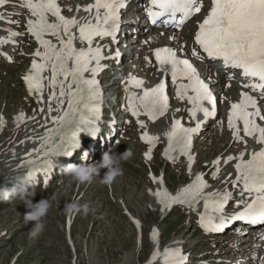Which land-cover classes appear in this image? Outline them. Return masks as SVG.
<instances>
[{
  "label": "snow or ice",
  "instance_id": "6c2138e0",
  "mask_svg": "<svg viewBox=\"0 0 264 264\" xmlns=\"http://www.w3.org/2000/svg\"><path fill=\"white\" fill-rule=\"evenodd\" d=\"M7 3L8 0H0V6ZM22 6L30 12L27 32L39 45L33 53L31 70L23 79L29 92L39 93L38 102L43 101L45 87H50L47 111L62 113L52 118L57 127L48 129V135L42 137L41 149H44L43 155L46 157L71 156L73 150L80 146L79 135L82 131L90 135L99 131L90 125L100 114L98 102L102 97V88L98 76L104 70L102 61L116 60L121 56L118 46L113 49L111 45H102L99 41L110 38L112 44L119 45L121 12L126 9L127 2L94 0V3L75 8L76 12L88 13L80 18L66 17L59 0H24ZM204 7V0H148L145 11L152 25L182 29ZM72 10L68 8V11ZM3 19L4 13L0 12V20ZM7 31L9 36L0 37V45L15 43L13 38L22 35L11 29ZM171 39L175 40L176 37ZM193 39L196 47L192 48L191 56L199 61L207 58L221 62L229 82L225 87L232 86L230 82L236 79L237 72L242 77L239 86L247 91H241L240 100L231 103L227 125L235 142L247 145L246 138H253L259 150H245L238 155L217 157L213 161L215 170L211 177L214 180L221 179L222 160L224 164L235 161V176L229 173L221 180L225 185L223 189L209 191L212 185L205 179L204 173H198L191 183L175 195L166 187L152 191L151 195L158 199L165 210L173 205L196 210L201 228L208 233L223 232L236 222L250 226L264 225V124L258 123L264 122V110L260 106V100H264V0H208V10L198 23ZM144 43L149 41L145 40ZM184 48L185 45H181L180 51ZM3 54L9 62L12 61L10 55ZM153 55L158 71L165 78L148 88L143 79L130 76L127 81L129 88L126 89L128 111L136 118L141 129L148 127L141 116L152 122L165 116L170 107L167 93V77L170 74L176 98L191 106L187 112L190 121L195 123L194 126H185L182 120L173 119L171 129L165 133L167 147L163 155L172 161L175 160L172 153L176 151L187 157L191 175L192 165L196 161L191 154L193 137L208 119L215 117L217 96L197 67L190 59L178 55L176 48L158 47ZM144 59L152 65L150 57L145 56ZM131 88L140 92L131 91ZM51 101L56 102L55 109ZM199 114H202L203 120L198 118ZM23 119L24 114H21L17 122ZM140 139L150 146L145 157L151 160L160 136L144 131ZM41 149H36V152L39 153ZM47 165L51 167V159L47 160ZM43 171L47 173L48 169ZM27 175L34 177L35 172H28ZM151 178L155 183H164L162 176L158 179L153 175ZM45 184H48L47 180ZM229 184L236 190L239 199H234L233 191L227 187ZM230 202L235 210L226 214ZM135 223L141 227L140 221L136 220ZM260 235L264 239V232ZM158 237V229H153L151 239L156 243V250L152 253L151 264H185L187 257L178 250L165 248L161 251ZM253 256L259 264H264V258L257 257L255 253Z\"/></svg>",
  "mask_w": 264,
  "mask_h": 264
},
{
  "label": "rangeland",
  "instance_id": "374dc122",
  "mask_svg": "<svg viewBox=\"0 0 264 264\" xmlns=\"http://www.w3.org/2000/svg\"><path fill=\"white\" fill-rule=\"evenodd\" d=\"M16 1V4L6 5L5 8L10 14L16 16L17 21H19L18 24L16 23L17 27L21 29L23 33L22 31L18 30L16 32L21 33L23 35L22 40L26 41L24 38H28V34L25 30L26 21L24 20V15L29 13V10L22 6L24 3L23 0ZM61 1L63 5H66L63 6L64 12L68 11V8L71 7L73 10L70 11L69 14L74 16L78 15L79 17L85 14L82 12L77 14L75 11L77 2L83 3V0ZM15 6H20L22 8L17 7L16 9ZM135 11L137 12V10ZM186 28L183 30V34L186 32L183 38L187 37L185 40L188 42L191 39V28L193 30V27L188 25ZM153 29L155 28H151L149 31ZM156 38L161 39L162 37L158 35ZM165 38L167 41V38L169 37ZM14 40L17 44L20 39L15 37ZM34 43L35 42L33 41H29L25 53L29 55L32 54L34 47H36ZM183 43L186 42L183 41ZM19 45H22L21 41L19 42ZM138 52L139 51L137 47V51L134 53L129 52L130 56L128 57L127 55L122 59L128 57L127 61L131 68L135 64L142 66V61L138 58ZM132 54L136 55L132 56ZM25 55L26 54H17V61L13 64H9L10 62L6 59V57H3V59L0 58V121L7 120L4 118V115L10 116L13 113L16 114L20 111H23L22 103H28V97L25 93L29 95L31 103L36 104L31 92H29L27 89H24L20 84L21 75L24 71L23 68H26L30 59H28V55H26L27 57ZM9 67L13 68L8 69ZM136 69H138L137 72L140 73V69L142 70V67H137ZM30 70V67L26 68L25 74H27ZM106 70L111 69L108 67ZM114 70L118 69L115 68ZM125 70L130 69H123L121 71L122 75L124 74ZM121 72L118 74L121 75ZM142 72L144 73V76L151 77L150 79L148 77L145 81L147 83H152V79L155 78V75H153L151 71ZM103 77L108 79L111 76H108L104 72ZM124 83L125 80L122 81V87H124ZM235 88L236 87H234L233 91H236ZM49 91L51 92V88H49ZM34 95L39 98L37 93ZM228 96L230 97V95ZM45 100L47 101L46 97ZM223 103L224 101L221 100L220 104L222 106H224ZM178 104L180 105L179 109H181L182 105L185 106V102L182 101H179ZM54 106L57 107L55 101ZM47 109L48 103L46 105V111ZM176 109V101L173 100L172 106L169 108L170 114L167 115L168 118L171 117L173 111ZM31 110L35 111V107H31ZM184 110L182 113L180 111L176 112L181 114L184 119L188 120L189 114L186 110L185 115ZM216 112L217 116H220V118H218L217 122L209 125L208 130L204 132L199 139H197V148L191 152V154L196 157V161L192 165V172L195 169L194 167L198 168V166H200L199 170H204L203 172L206 171L208 178L211 176L212 170L214 171L213 164L209 162V160L214 155L219 152L224 154L229 148L230 149L223 157H227L232 153L242 150L241 142H234L232 131L228 128L227 121H225L224 125L221 121L223 108ZM19 114L21 115L24 113ZM36 114H38V111H36ZM55 115L57 114H48V116L51 118H53ZM128 119H130V117ZM51 121L52 119L50 122ZM42 123L46 125V121L43 120ZM217 123L218 125H216ZM0 124L2 125V127H0V132L2 133V128H5L6 125H3L4 121ZM44 125L40 127H44ZM132 125V130L127 132L129 134V138L133 136L132 139L128 141V145L126 139L125 141H122V145H114L112 148L113 152L123 153L125 150H127V145L128 148H131L134 153L131 159L121 162L123 169L122 179L117 181L113 187L116 191V197H123L122 199L124 204L135 215H137L141 221V224H143L142 231L140 232L141 234L139 235V231H137L136 226H133L130 219L127 217V215H125L123 203L118 200H112L107 189L106 191H99L100 199L97 198L96 201L87 200L81 202L80 205H88V213L85 214L83 211H81L79 214H69L71 216V220L67 225L68 212L65 211V205L69 202H74L77 200V197H79V194H77L78 188L80 187V183H74L73 180L70 182V179H68L63 184L64 189H62V185L58 186L54 185L53 183L52 186L54 185L55 187L53 186L54 188L52 187L53 189L49 190L51 193L46 190V193H42L41 198L34 200L39 202L41 199L49 198L52 202V207L50 208L47 216L43 218L44 230L38 237L32 238L29 235V231L34 227L35 222L32 221L28 222L27 224L25 223L24 216L30 211V209L25 207L26 203H24L19 197H16V200L12 204L13 206H0V264H143L141 262L147 259L153 251L155 242H153L151 239V233L153 231L154 225L156 224L161 230V241L164 239L165 242H168L175 238L185 241V253L189 255L188 258H191L193 262H195V259L193 258H200L202 257L201 254H210V252H213L212 255H215L217 252V255H222L226 252L227 249L224 240H216V236H208V233L202 230L199 224L198 212L196 210L189 209L186 206H176L174 210L168 215V217L162 219L161 216H163L165 209L159 204L158 199L151 195V192L157 190L158 188L166 187L173 195H175L181 188L185 187L188 182H191L193 173L190 175L188 172L187 157H182L183 161H180L178 151L172 153V155L175 157L174 161L165 158L163 155L164 141L167 140L164 138V128H167L166 122L164 123L162 121L160 124L152 125L153 128L157 129V132L159 133L158 136H160L159 141L162 142V148L159 149L161 150L159 154L155 155L154 153V158H152L150 161L145 157L148 147L147 144H145L146 147L142 148L140 145L142 142L140 141L141 135L138 130L140 129L139 131L141 132L144 131H142L139 125L134 122H131L129 127ZM207 125L208 124H206L204 128L208 127ZM203 129H201L199 132L201 133ZM123 131L124 125L118 140H121L125 135ZM43 132H45L43 136L48 135V130L44 129ZM29 136L24 134L22 135V137ZM4 138L5 136L0 137V144L4 142ZM19 139L20 137L18 136L10 145H8V143H4V146L8 145L6 148L10 152L9 149ZM26 140H28V138H26ZM28 143L30 144H28L27 147H24L27 149L24 151L26 153L30 152L31 147H33L31 141ZM117 143L118 141L116 144ZM107 146L108 145H106V147ZM159 147L160 144L156 146V148ZM97 152L94 154L96 155ZM197 152L198 163L196 165ZM0 157H3V155H0ZM231 164H233V162L229 163V165ZM27 168L28 167L17 166L15 172L18 173L17 175H23ZM208 168L211 169L209 170ZM6 169H8L7 166L5 169L0 170V174L5 172ZM152 171H155L156 174H154V176L156 177L163 176L166 183L164 182L163 184H158L153 182L151 178L153 176ZM227 171L230 170L227 168L226 172L221 175L220 181L227 175ZM193 177H195V174ZM208 178L205 177L208 183L212 185L213 189L225 188V185L222 186V183L215 181L212 179V177L211 180L213 182L209 181ZM67 185L69 186L67 187ZM229 190L234 191V189L231 187ZM56 191L58 192V195ZM34 195H36V193H34ZM53 197H55V199H52ZM92 198H94V196L91 193L88 196V199ZM228 206L233 208V203L230 202ZM176 208L178 209L175 210ZM193 211L196 212L195 217L192 215ZM5 233L6 235L4 236ZM217 237L221 238L222 236ZM233 239L235 238L233 237ZM220 247H222L221 250ZM250 248L251 247H249V244L246 246H241L239 242H237L234 246V250L236 249L238 253L241 254L249 252L248 249ZM218 252L220 253L218 254ZM257 255L258 257L261 256L260 254ZM252 261L253 260L250 259L247 264H252ZM144 262L147 261L145 260ZM186 264L195 263L187 262ZM253 264H259L258 259L257 261H253Z\"/></svg>",
  "mask_w": 264,
  "mask_h": 264
},
{
  "label": "bare ground",
  "instance_id": "6f19581e",
  "mask_svg": "<svg viewBox=\"0 0 264 264\" xmlns=\"http://www.w3.org/2000/svg\"><path fill=\"white\" fill-rule=\"evenodd\" d=\"M24 1V0H23ZM60 2H62L61 0H59ZM94 0H83V3H81L80 2V6L81 7H83V6H86V5H88V4H90V3H92ZM16 7V9H17V7H19V8H22V7H20V6H15ZM135 10H137L138 12H140L141 11V8H137V9H133V12L136 14L137 12L135 11ZM64 11V10H63ZM146 16V15H145ZM144 16V17H145ZM148 26H149V28H148ZM148 26H147V32H145V33H143V37L144 38H142V37H140L136 42H139L138 43V45H139V47H140V49H142L143 51H144V53H145V56H148V57H150L151 59H152V65H149L147 62H146V60L143 58L142 59V70L140 69V73L138 72V74L140 75H143L144 73L142 72V71H151L152 73H153V75H155V78H153L152 79V83H147L146 81H145V87H148V88H151V87H154L161 79H163V78H165L164 77V74L163 73H161V72H159L158 71V65L156 64V62H155V60H154V58H153V52H154V46L155 45H158V44H170V43H172V44H174L176 47H178V49H179V51H180V47H181V45H185V51H187V47L191 44V42H192V38L187 42L185 39L187 38V37H185V38H183V36H184V34L186 33V32H184V34H183V32H181L180 33V31H177V30H174V29H176V28H173V27H171V28H166V27H163L162 25H152L151 23H149L148 24ZM188 26V25H187ZM190 26H192L193 27V25H190ZM155 28V29H153V30H151V31H149L151 28ZM143 30H145L146 29V26H143V27H141ZM188 28V27H187ZM186 28V29H187ZM141 31V30H140ZM191 31H192V28H191ZM182 34V35H181ZM158 35H160L162 38L161 39H157L156 38V36H158ZM129 36V37H128ZM133 36L134 35H129V34H126L125 35V37H119L118 39H119V44L120 43H123L124 42V39L126 38V39H128V38H133ZM173 36H175L176 37V39L175 40H173V39H171V37H173ZM165 37H169L170 39H169V41H166V38ZM145 40H148L149 41V43H147V44H145L144 43V41ZM183 41H185L186 43H183ZM110 45H111V47L113 48V49H115L118 45H115V44H112V42L110 43ZM39 46L38 45H36V48H38ZM181 53L182 52H184V50L183 51H180ZM139 53V52H138ZM106 55H107V53H106ZM127 56V53H126V51L125 50H123V51H121V56L118 58V59H122L123 57H126ZM117 59V60H118ZM106 61H109V60H106ZM108 67H109V65H108ZM108 67H107V69H108ZM13 67H9L8 69H12ZM136 70H138V69H136ZM205 73H206V71H205ZM103 75V74H102ZM144 76V75H143ZM136 77H138V76H136ZM129 79V78H128ZM167 80H170V74H169V76L167 77ZM228 81H227V79H226V75H221L220 77H217V78H215L214 80H213V82H212V84L210 85L211 86V88H212V90L214 89V93H215V95L216 96H218V103H220L221 102V100L222 101H224V103H223V105L224 106H222L223 107V113H222V115H221V121L223 122V124L225 123V121H226V119H227V115H228V109L226 108V105H227V102H228V99L226 98V96H228V95H230V98L232 99V100H235V91H233L234 90V87L235 86H231V87H225V84L227 83ZM46 85H47V82H46ZM47 86L45 87V90H44V98H43V101L42 102H40L39 103V106L40 107H42V108H44L45 110V112H46V117L44 118V117H42V119H41V122L44 120V121H46V125H44V127H38L37 129H32L31 130V133H26L25 131L28 129V127L26 126V124L29 122V115H28V113H27V108L25 109V111H26V113H24V119L22 120V121H20L19 123L17 122V118L16 119H13L12 121H9L7 124H6V127L5 128H2V133H4V132H7V133H9V134H11L12 136L10 137V139L13 137L14 139H16L18 136L19 137H22V135L24 134V135H27V136H31L30 137V139H29V141H31V144H32V146L35 148V149H41V144L43 143V140H42V137H44L43 136V134L45 133V132H43V130L44 129H46V130H48V129H51V127L54 125L53 123H52V121L50 122V120L52 119L51 117H49L48 116V114H47V112L48 111H46V105H47V103H48V100L46 101L45 100V97L47 98V96H48V91H47ZM128 88H129V85H128ZM116 89H117V91H119V88L118 87H116ZM130 90H135V92H140V90L139 89H135V88H131ZM235 90H236V88H235ZM221 93H222V95H221ZM34 94H36V93H34ZM34 94L33 93H31V95H32V97L34 98ZM225 95V96H224ZM127 99H128V95H127V97H126V99H125V102H124V107H123V112H124V114H125V116L127 117V118H129V117H131L130 115V112L128 111V103H127ZM46 101V102H45ZM176 101L177 102H179L180 100H178L177 98H176ZM229 106H230V102H229ZM260 106H261V108H262V110H264V100H260ZM187 108H188V104H187V102H185V106L184 105H182V107H181V109H180V112L182 113L183 112V110H184V114H185V111L187 110ZM230 108V107H229ZM186 115V114H185ZM18 116H20V114H18ZM17 116V117H18ZM217 116V112H216V115H215V117ZM202 114H201V119H202ZM214 117V118H215ZM214 118H211V119H208V122L206 123V124H208L211 120H213ZM160 119V118H159ZM158 119V120H159ZM161 120V119H160ZM159 120V121H160ZM171 122H173V119L171 120ZM259 123H262V124H264V122H260L259 121ZM168 124V126H169V128H170V121L167 123ZM206 124H204L202 127H201V129H203L205 126H206ZM223 126V125H222ZM130 128V129H129ZM128 129H127V132H129L130 130H132V128H133V125L131 126V127H129ZM169 128H168V130H169ZM142 131H144L143 129H141ZM105 132H107V131H105ZM117 134H118V132L115 134V136H114V133H110V134H108V135H106V134H104V133H100L99 134V136L95 139V142H92L91 144H94V145H92V147L90 148V150L88 151V155H94V153H96L97 151H99L102 147H106V145H108V143H109V141H111L112 140V138H113V136H114V139H115V137L117 136ZM165 134V133H164ZM156 135H159V133L158 134H156ZM164 138L165 139H167V137H166V135H164ZM35 141V142H34ZM115 141V140H114ZM12 143V142H11ZM10 143V144H11ZM105 143V144H104ZM247 143H249L248 142V140H247ZM9 144V145H10ZM30 144V143H29ZM158 145V143L156 144V146ZM155 146V147H156ZM46 147H49L48 145H46ZM252 147H249V149L247 150L248 152H251V151H253V150H259V149H256V148H253V149H251ZM223 149V148H222ZM5 150H7V148L6 149H3V151L1 152V154L2 153H4L5 152ZM32 150L33 149H31L30 150V152H32ZM8 151V150H7ZM9 152V151H8ZM30 152H28V153H26V152H20L18 155L17 154H12V153H10L9 154V156L10 157H12V159L13 158H16V162H15V165H13V164H7L6 163V166L8 167V169H6V171L5 172H3L2 174H0V176H2V177H4V178H8V179H12V178H15V177H20V175H17L18 173L17 172H15V169H16V167L17 166H22V167H28L27 169H29L30 168V166H31V164H30V161H29V159L30 158H33V157H37V156H39V155H41V154H43V152H44V149H41V151L39 152V153H33V154H31V155H29V153ZM8 157V156H7ZM1 158V157H0ZM235 163V161H233V164ZM0 164H3V163H0ZM227 165H229V164H226L224 167H222V169H221V175H223L225 172H226V170H227ZM199 167L200 166H198V168H196L195 167V169H194V171H193V175L195 174L196 175V171L197 170H199ZM202 167V166H201ZM36 168V167H35ZM26 169V170H27ZM209 170L211 169V168H208ZM14 172H15V174H14ZM228 173H227V175L229 174V173H231L232 174V176L234 177L235 176V173L233 174L232 172H231V170L230 171H227ZM206 175H207V173H206ZM226 175V176H227ZM209 180H211V178L209 179ZM212 181V180H211ZM24 183V182H23ZM25 183H28V180H26L25 181ZM25 183H24V185H25ZM209 191H212L211 189H209ZM239 198V195L236 193L235 194V196H234V199H238ZM170 212V209H168V210H165L164 211V213H163V217L165 216V215H167L168 213ZM258 240V239H257ZM176 244L177 243H173V246H176ZM257 246L256 247H254L253 248V252H260V251H262V250H264V242L263 241H261L260 242V244H256ZM171 246V245H170ZM257 257H258V255H257ZM260 258H264V255L262 256H259Z\"/></svg>",
  "mask_w": 264,
  "mask_h": 264
},
{
  "label": "clouds",
  "instance_id": "9594fccd",
  "mask_svg": "<svg viewBox=\"0 0 264 264\" xmlns=\"http://www.w3.org/2000/svg\"><path fill=\"white\" fill-rule=\"evenodd\" d=\"M133 150L127 148L123 153L113 152L112 148L103 152L102 158L97 162H87L88 154L85 152L81 157V163H71L64 166L63 174L71 177L73 181L80 184L91 183L95 177L100 175L101 169H107L100 182L104 185L111 186L117 177L123 175V169L120 166L122 161H127L132 158ZM19 197L24 203L27 204L30 211L25 214L24 221L35 222L34 227L29 231L32 238L38 237L44 230L43 218L47 216L52 202L49 198L41 199L39 202L33 203L30 190L24 186H14L11 189H0V200L9 201L13 198ZM52 199H55L53 197ZM65 211L69 214H79L83 211L88 213V205H80L78 201L69 202L65 205Z\"/></svg>",
  "mask_w": 264,
  "mask_h": 264
}]
</instances>
